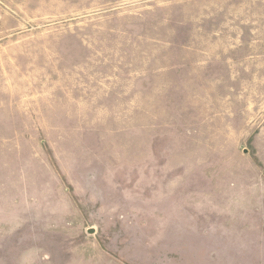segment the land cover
<instances>
[{
  "label": "rangeland",
  "instance_id": "rangeland-1",
  "mask_svg": "<svg viewBox=\"0 0 264 264\" xmlns=\"http://www.w3.org/2000/svg\"><path fill=\"white\" fill-rule=\"evenodd\" d=\"M0 264H264V0H0Z\"/></svg>",
  "mask_w": 264,
  "mask_h": 264
},
{
  "label": "water",
  "instance_id": "water-1",
  "mask_svg": "<svg viewBox=\"0 0 264 264\" xmlns=\"http://www.w3.org/2000/svg\"><path fill=\"white\" fill-rule=\"evenodd\" d=\"M88 232H89V233H92V230L90 229Z\"/></svg>",
  "mask_w": 264,
  "mask_h": 264
}]
</instances>
